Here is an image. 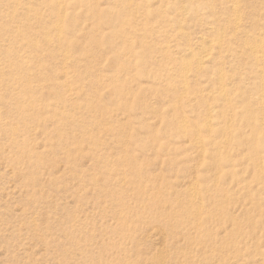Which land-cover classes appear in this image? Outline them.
<instances>
[{"label":"rangeland","instance_id":"obj_1","mask_svg":"<svg viewBox=\"0 0 264 264\" xmlns=\"http://www.w3.org/2000/svg\"><path fill=\"white\" fill-rule=\"evenodd\" d=\"M257 45L264 0H0V264H264L219 222L264 202Z\"/></svg>","mask_w":264,"mask_h":264},{"label":"bare ground","instance_id":"obj_2","mask_svg":"<svg viewBox=\"0 0 264 264\" xmlns=\"http://www.w3.org/2000/svg\"><path fill=\"white\" fill-rule=\"evenodd\" d=\"M56 5H57V8L59 7V8H61V4H59V3H56ZM261 49H264V47H263V45H257L256 47H255V50H254V54H255V52L257 51V50H259V53H261V56H257V58H256V56H255V59L257 60V59H261V61L262 62H264V50H261ZM202 64H203V61H200V64L198 65L199 67H202ZM227 85L225 84V83H219V88H220V90H221V92L225 89V87H226ZM264 96V95H263ZM225 97V96H224ZM223 97V98H224ZM221 101H225V102H227V103H229V100L227 99H223L222 100V98L220 99V102ZM262 111H263V113H264V106L262 107ZM252 110H249L248 112H247V114L245 115V119H246V121L247 120H250V118L252 117ZM251 124H253V123H251ZM254 125V124H253ZM258 127H255L254 126V130H255V132L256 131H258V129H257ZM260 128V127H259ZM207 129V131H209V130H211V127H208V128H206ZM255 132H253V135L252 136H254V134H257V133H255ZM255 143V145H251L252 146V151H257L258 149H263L262 151H264V139H259V140H257V142L255 141L254 142ZM226 162V161H225ZM224 162V163H225ZM259 167H260V169H264V168H262V165L260 166L259 165ZM261 173H264V171L262 172L261 171ZM259 175H260V173H259ZM190 197L193 199V200H196L197 199V197L194 195V194H192V193H190ZM190 198V199H191ZM192 200V201H193ZM213 206H215L214 204H213ZM218 206V205H217ZM213 210H214V208H213ZM253 211H251V212H254V214L253 215H246L245 217H243V216H241V217H230V216H228V217H226L224 220H222L221 219V221H219L220 222V224L222 225V224H227V223H231V231H232V234H233V236H235V238L236 237H241V236H243L242 237V239L240 238V241H237V240H235L234 241V244L233 245H230L229 243H224V244H222L223 245V248H225L226 250L227 249H231L233 246L234 247H236L235 245H237V244H239V245H243L244 244V242H245V239H257V241L255 242L256 244L258 243V247H259V249H260V246H259V244L260 245H262L263 243H264V236H263V230H264V202H259V203H256V204H254L253 203V209H252ZM223 211V210H222ZM217 212V211H216ZM231 212V211H230ZM250 212V213H251ZM224 213V212H223ZM219 214V213H218ZM227 214V213H226ZM215 215V213L212 215V213H211V215L210 216H214ZM221 215V214H220ZM222 218V217H221ZM215 219H216V217H215ZM206 228V227H205ZM205 228H203V229H205ZM246 228H249V230L250 231H245L246 230ZM207 229V228H206ZM258 230H261V233L260 232H258ZM209 231H211V229L209 230ZM212 232V231H211ZM260 235V236H259ZM263 236V237H262ZM252 237V238H251ZM254 237V238H253ZM239 239V238H238ZM254 239V240H255ZM244 241V242H243ZM243 242V243H242ZM242 243V244H241ZM238 246V245H237ZM237 248V247H236ZM238 249V251L240 250V246L237 248ZM236 249V250H237ZM241 250H244V249H242V247H241ZM252 250V249H251ZM249 252H250V250L248 249V251H246V253H248L249 254ZM253 252V251H252ZM263 252V251H262ZM239 253H241L240 251H239ZM239 253H237L238 255H239ZM260 253V252H259ZM250 255V254H249ZM259 256L260 257H262V261L264 262V253H260L259 254Z\"/></svg>","mask_w":264,"mask_h":264}]
</instances>
